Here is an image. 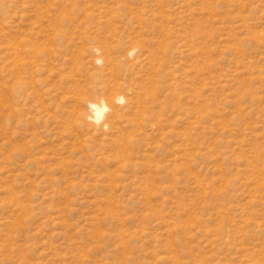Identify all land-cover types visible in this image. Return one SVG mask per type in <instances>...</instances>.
Masks as SVG:
<instances>
[{
  "label": "rangeland",
  "instance_id": "1",
  "mask_svg": "<svg viewBox=\"0 0 264 264\" xmlns=\"http://www.w3.org/2000/svg\"><path fill=\"white\" fill-rule=\"evenodd\" d=\"M0 264H264V0H0Z\"/></svg>",
  "mask_w": 264,
  "mask_h": 264
},
{
  "label": "bare ground",
  "instance_id": "2",
  "mask_svg": "<svg viewBox=\"0 0 264 264\" xmlns=\"http://www.w3.org/2000/svg\"><path fill=\"white\" fill-rule=\"evenodd\" d=\"M116 100H120V98H116ZM89 110L90 112H92L91 116L87 117V119L90 118V120L94 121L95 123L98 122L104 112L107 110H112V106L110 105H106V103L104 101H99V102H89ZM107 127V126H106Z\"/></svg>",
  "mask_w": 264,
  "mask_h": 264
}]
</instances>
